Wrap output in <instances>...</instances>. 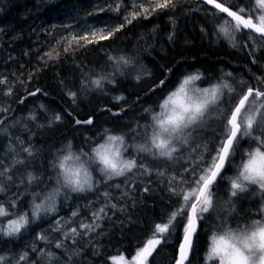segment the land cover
<instances>
[{
    "label": "snow or ice",
    "instance_id": "obj_1",
    "mask_svg": "<svg viewBox=\"0 0 264 264\" xmlns=\"http://www.w3.org/2000/svg\"><path fill=\"white\" fill-rule=\"evenodd\" d=\"M178 2L103 0L88 15H123L122 23L101 21L98 26L61 37L57 44L65 45V53H74L90 44L110 40L137 19H148L166 9L174 11ZM201 4L210 5L215 11ZM194 10L211 15L214 22L218 21L214 26L218 37L233 48L247 50L252 64L260 63L256 53L264 49V0H200ZM172 38L170 35L169 40ZM60 55L53 47L41 59L58 60ZM107 61L111 71L95 76L85 74L81 91L103 92L105 84H115L132 73H136L137 82L150 75L135 56L110 54ZM171 71L167 70L169 74ZM166 82L167 77L161 79L150 92L163 89ZM0 86H3L0 97L13 95L14 86L7 77H0ZM40 92L36 89L28 95ZM67 95L75 103L77 92L69 90ZM114 99L126 98L121 95ZM40 108L49 112L43 104ZM10 111V105L0 103V114H5L0 116V138L7 140L0 151V195L19 185H27L26 192L34 185L39 190L30 193L27 207L21 204L19 193L0 200V239H18L38 222L55 218L28 246L35 257L26 250L4 253L0 254V264H73L81 241L90 243L86 238L93 233L99 236L102 222L110 219L109 211L113 214L124 211L127 205H121L120 201H134L138 184L145 185L143 191L148 192L153 183L148 179L151 176L156 177V182L177 204L164 220L154 224L151 237L131 258L122 253L113 255L108 257L111 264H149L150 257L155 264L153 253L157 246L167 244L177 229L182 235L173 264H193L197 256L199 264H264V72L253 73L251 80L237 79L231 72L216 81L198 71L183 75L174 90H167L155 106L143 109L148 119L136 122L135 127L116 133L105 129L103 142L93 141L88 151L74 150L68 141L50 162L51 183L28 170L38 155L31 135L26 140L12 131L15 128L30 132L28 121L37 127L45 125L37 122L35 112L5 123ZM62 119L59 113L49 115L47 126ZM74 123L92 125L94 121L76 119ZM227 167L234 168L232 175L227 173ZM224 181L228 183L221 194L220 185ZM72 193L95 195L84 205L88 216L81 217L79 205L68 217L59 216L60 208ZM257 198L256 207L245 212L238 210L241 199ZM50 232L58 233L59 237L50 239ZM200 233H205L202 254ZM37 242L60 250V254L50 247H38Z\"/></svg>",
    "mask_w": 264,
    "mask_h": 264
},
{
    "label": "trees",
    "instance_id": "obj_2",
    "mask_svg": "<svg viewBox=\"0 0 264 264\" xmlns=\"http://www.w3.org/2000/svg\"><path fill=\"white\" fill-rule=\"evenodd\" d=\"M199 2L200 0H179L174 11L166 9L148 19H137L110 40L90 44L74 53H65V45L57 44L61 37L98 26L101 21L120 24L123 22V15L118 17L114 13H100L89 16L88 13L93 11L94 6L103 3V0H0V77H7L9 84L14 86L10 98L0 97V103L11 107V111L6 114L5 123L24 119L35 112L37 122L45 125L37 127L35 123L28 121L30 132L12 129L26 140L31 135V141L38 150V155L28 170L51 183L50 162L68 141L72 142L74 150L82 148L88 151L93 141L103 142L102 134L105 129L116 133L135 127L136 122L148 119L143 109L155 106L166 91L172 90L178 79L185 74L198 71L205 78L216 81L222 78L218 77L219 73L223 75L231 72L237 79L251 80L253 73L264 72V49L256 53L260 63L252 64L247 50L233 48L228 41L217 36L214 26L218 21L214 22L212 16L204 11L194 10ZM200 6L215 11L210 5ZM69 24L72 25L71 28L61 27ZM170 35L173 37L171 40ZM53 47L60 52V58L47 60L45 57L42 60L41 57ZM110 54L135 56L150 75L137 82L134 78L136 73H132L126 78H119L115 84H105L103 92L81 91V81L85 74L95 76L102 71H111L107 61ZM168 69L172 70L170 74ZM165 77L167 82L164 88L150 92ZM2 88L0 86V90ZM36 89L41 92L36 96L28 95ZM69 90L78 94L75 103L67 95ZM121 95L126 99H114ZM41 104L49 110L48 113L41 110ZM56 113L62 115V121L48 127L49 115ZM3 115L5 114H0ZM89 118L94 121L92 125L74 123L76 119L85 121ZM6 143L5 138H0V151ZM242 146L247 147L246 144ZM229 170L230 167H227L228 174ZM148 179L153 181L148 192L143 191L145 185L138 184L134 201H120L121 205H127L125 210L114 214L110 210V219L104 220L102 229L98 230L101 234L97 236L93 233L86 238L91 240L90 243L81 241L82 247L73 257V264H111L108 257L122 253L131 258L144 246L152 235L154 224L164 220L177 204V200L170 198L165 188L156 182L155 176ZM227 183L224 181L220 185L221 194H224ZM26 187L27 185L14 187L0 195V200L12 198L19 193L22 196L21 204L27 207L31 200L30 193L39 188L34 185L26 192ZM114 194L118 196L119 192L114 191ZM70 196L60 208L59 216L68 217L77 205L81 207V217L88 216L84 205L88 199H95V195L90 193L81 196L72 193ZM258 202V198L241 199L237 207L239 211L245 212L250 207H256ZM54 218L38 222L18 239H0V254L26 250L35 257L36 254L31 253L28 246L33 243L37 233L49 228ZM211 223L209 221V226ZM181 235V230L177 229L167 244L157 246L153 253L155 264H173ZM49 236L55 240L59 234L50 232ZM204 239L205 233H200L201 254ZM37 245L50 247L60 254V250L54 247L40 242ZM152 259L149 258V264H152ZM199 260L200 256H197L193 264H199Z\"/></svg>",
    "mask_w": 264,
    "mask_h": 264
},
{
    "label": "rangeland",
    "instance_id": "obj_3",
    "mask_svg": "<svg viewBox=\"0 0 264 264\" xmlns=\"http://www.w3.org/2000/svg\"><path fill=\"white\" fill-rule=\"evenodd\" d=\"M226 73V72H225ZM224 76V73H223V75H222V73H219V75H218V77H223ZM177 85V84H176ZM172 90H174V88L172 89ZM238 162V161H237ZM233 172H234V168H232V167H230V170H229V174L231 175V174H233ZM244 195H247V194H244ZM127 258V257H126Z\"/></svg>",
    "mask_w": 264,
    "mask_h": 264
},
{
    "label": "bare ground",
    "instance_id": "obj_4",
    "mask_svg": "<svg viewBox=\"0 0 264 264\" xmlns=\"http://www.w3.org/2000/svg\"><path fill=\"white\" fill-rule=\"evenodd\" d=\"M112 123H113V122H112ZM132 229H133V228H132ZM134 239H135V238H134ZM134 239H133V240H134Z\"/></svg>",
    "mask_w": 264,
    "mask_h": 264
},
{
    "label": "flooded vegetation",
    "instance_id": "obj_5",
    "mask_svg": "<svg viewBox=\"0 0 264 264\" xmlns=\"http://www.w3.org/2000/svg\"><path fill=\"white\" fill-rule=\"evenodd\" d=\"M209 135H210V133H209Z\"/></svg>",
    "mask_w": 264,
    "mask_h": 264
}]
</instances>
